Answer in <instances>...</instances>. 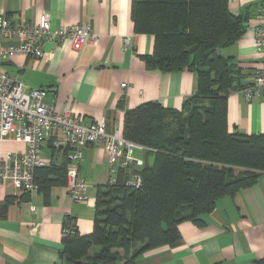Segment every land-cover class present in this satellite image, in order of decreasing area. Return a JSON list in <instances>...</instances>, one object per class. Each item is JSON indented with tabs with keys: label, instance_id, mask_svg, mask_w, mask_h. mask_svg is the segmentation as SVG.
I'll return each instance as SVG.
<instances>
[{
	"label": "crops",
	"instance_id": "0c3cea01",
	"mask_svg": "<svg viewBox=\"0 0 264 264\" xmlns=\"http://www.w3.org/2000/svg\"><path fill=\"white\" fill-rule=\"evenodd\" d=\"M133 1L0 0V15H7L14 24L36 21L45 10L50 13L52 28L90 23L100 35L79 50L65 40L45 43L44 57H2L0 68L16 76L26 89L47 88L45 101L56 111L70 110L86 124L105 118L110 131L123 129L126 111L148 101L181 109L197 91V75L188 69L164 72L147 68L145 55L153 53L155 38L136 32ZM263 4L264 0H229L233 13L247 17V27L221 54L240 68L242 86L252 83L256 69L264 64V55L255 45L260 24L256 14ZM227 125L232 133L264 134V93L252 99L239 90L230 93ZM26 150L25 142L12 137L0 143V151L6 153ZM43 159L44 166L69 163L66 150L55 149L51 143L43 146ZM80 173L90 183L85 202H75L66 185L53 186L46 196L38 189L24 191L11 178L0 179V202L16 197L7 216L0 218V264L65 263L66 220L81 235L90 234L98 187L112 182L102 145L85 147ZM178 229L177 243L145 252L137 264H264V172L255 184L219 198L200 222L186 220Z\"/></svg>",
	"mask_w": 264,
	"mask_h": 264
},
{
	"label": "trees",
	"instance_id": "16d2710c",
	"mask_svg": "<svg viewBox=\"0 0 264 264\" xmlns=\"http://www.w3.org/2000/svg\"><path fill=\"white\" fill-rule=\"evenodd\" d=\"M132 17L136 32L155 38L147 68L193 71L197 91L181 109L148 101L126 111L124 136L156 149L144 153L154 154L153 163L120 169L115 182L98 187L93 230L64 236V264H137L145 252L177 243L181 222H200L219 198L264 172V134L227 125V98L243 86L240 68L221 50L241 38L247 17L233 13L229 0H134ZM67 166L38 168V190L48 196L67 186ZM131 172L143 176L140 188L126 185ZM15 201L0 202V218Z\"/></svg>",
	"mask_w": 264,
	"mask_h": 264
},
{
	"label": "built area",
	"instance_id": "2783aa9c",
	"mask_svg": "<svg viewBox=\"0 0 264 264\" xmlns=\"http://www.w3.org/2000/svg\"><path fill=\"white\" fill-rule=\"evenodd\" d=\"M260 24L255 30V45L264 55V4L256 14ZM100 35L90 23L51 26L50 13L43 11L36 21L14 24L7 15H0V59L25 55L44 57L45 43L58 44L69 40L74 50L86 42L99 40ZM126 43L129 39H125ZM125 85V84H123ZM47 88L26 89L16 77L0 68V143L9 137L23 141L27 150L22 154L0 151V179H13L24 191L38 189L35 172L44 166L43 146L51 143L55 149H65L68 156L67 187L75 202L87 200L89 181L80 173L84 149L88 145H102L108 155L112 183L120 169L140 168L145 157L138 152H154L156 149L124 136L123 129H108L107 119L86 124L70 110L56 111L52 103L45 101ZM246 99L264 93V64L257 68L254 80L239 89ZM144 178L139 172H131L126 185L140 188ZM64 236L75 233L71 220L64 225Z\"/></svg>",
	"mask_w": 264,
	"mask_h": 264
},
{
	"label": "rangeland",
	"instance_id": "374dc122",
	"mask_svg": "<svg viewBox=\"0 0 264 264\" xmlns=\"http://www.w3.org/2000/svg\"><path fill=\"white\" fill-rule=\"evenodd\" d=\"M138 155L143 157L144 153L139 152ZM153 160H154V154L152 153L148 154V162L153 163Z\"/></svg>",
	"mask_w": 264,
	"mask_h": 264
}]
</instances>
